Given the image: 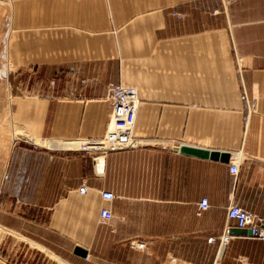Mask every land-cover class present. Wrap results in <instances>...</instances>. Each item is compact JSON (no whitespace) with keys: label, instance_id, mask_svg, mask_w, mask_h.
Returning a JSON list of instances; mask_svg holds the SVG:
<instances>
[{"label":"crops","instance_id":"obj_1","mask_svg":"<svg viewBox=\"0 0 264 264\" xmlns=\"http://www.w3.org/2000/svg\"><path fill=\"white\" fill-rule=\"evenodd\" d=\"M37 75L46 85L24 82ZM111 82L137 90L124 132L109 130ZM102 190L114 194L107 222ZM229 204L264 220V0L226 12L221 0L0 4L4 234L68 264H264V240L248 232L220 245L238 228Z\"/></svg>","mask_w":264,"mask_h":264},{"label":"built area","instance_id":"obj_2","mask_svg":"<svg viewBox=\"0 0 264 264\" xmlns=\"http://www.w3.org/2000/svg\"><path fill=\"white\" fill-rule=\"evenodd\" d=\"M235 0H221L222 8L226 12L227 6ZM50 84H55V80L49 81ZM106 96L110 101L111 115L123 118L125 125L130 126L134 120L136 109L138 105L137 90L135 87L123 85L121 83H108L106 86ZM229 171L233 175H237L238 166L236 160L230 162ZM6 177V174H4ZM79 191L84 194L86 192V186L82 184L79 187ZM101 199L104 202H109L114 198V194L111 191L102 190L100 192ZM208 207L207 197H202L198 202V214ZM112 216L108 204H103L99 210V219L101 222H107ZM227 219L233 220L236 227L247 229L250 231V235L258 240H264V220L258 214L249 211L239 205L229 204L226 209ZM229 229H226L221 237L222 246L229 236ZM208 242L214 241V237H208ZM130 245L137 249H145L146 243L144 241H131Z\"/></svg>","mask_w":264,"mask_h":264},{"label":"rangeland","instance_id":"obj_3","mask_svg":"<svg viewBox=\"0 0 264 264\" xmlns=\"http://www.w3.org/2000/svg\"><path fill=\"white\" fill-rule=\"evenodd\" d=\"M11 0H0V4L9 3ZM52 80V79H50ZM49 80V81H50ZM47 81L49 88L54 90L55 84H50ZM25 83H36L46 85L44 82V77L37 75L36 78L34 76L28 77ZM48 88V87H47ZM43 91H38L37 93H42ZM54 92V91H53ZM118 119V118H117ZM121 120L118 122L124 121L123 118L120 117ZM106 204L104 201L101 205ZM101 222V221H100ZM134 241H144L147 247V241L143 239H133ZM131 241V240H130ZM0 242L2 250L0 251V259L8 264H68L67 261H62L60 257L54 255L50 252H43L39 250L37 245L32 242L27 243L25 239L18 235L4 234L0 230ZM144 250V249H142ZM5 254V256H3ZM92 264V263H88Z\"/></svg>","mask_w":264,"mask_h":264},{"label":"water","instance_id":"obj_4","mask_svg":"<svg viewBox=\"0 0 264 264\" xmlns=\"http://www.w3.org/2000/svg\"><path fill=\"white\" fill-rule=\"evenodd\" d=\"M180 151L181 152H187L190 154H194V155H198V156H202V157H210V158H214V159H220L222 161H228L229 158V153L227 152H223V153H219L217 151H208L207 149H202V148H198V147H190V146H181L180 147ZM229 235L231 234H239V233H245L248 232L250 234V231L247 230L245 231V229L242 228H231L229 229ZM73 252L83 258L87 257V249L80 246V245H75Z\"/></svg>","mask_w":264,"mask_h":264},{"label":"bare ground","instance_id":"obj_5","mask_svg":"<svg viewBox=\"0 0 264 264\" xmlns=\"http://www.w3.org/2000/svg\"><path fill=\"white\" fill-rule=\"evenodd\" d=\"M121 120L120 119V117H117V116H112L111 117V120H110V122H109V130L110 131H113V132H115V131H117V132H120V131H122V132H124L125 131V120L124 121H122V123L121 122H118L119 120Z\"/></svg>","mask_w":264,"mask_h":264}]
</instances>
